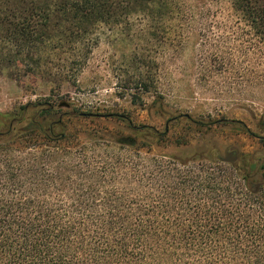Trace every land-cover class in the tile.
I'll use <instances>...</instances> for the list:
<instances>
[{"label":"trees","instance_id":"trees-1","mask_svg":"<svg viewBox=\"0 0 264 264\" xmlns=\"http://www.w3.org/2000/svg\"><path fill=\"white\" fill-rule=\"evenodd\" d=\"M223 3L0 0V74L69 79L101 29L142 25L163 53L195 41L199 81L264 86V0ZM250 52L251 77L237 70ZM66 107L0 112V264H264V151L200 138L209 147L190 155L153 153L188 142L129 118L111 132L99 120L115 114Z\"/></svg>","mask_w":264,"mask_h":264},{"label":"rangeland","instance_id":"rangeland-1","mask_svg":"<svg viewBox=\"0 0 264 264\" xmlns=\"http://www.w3.org/2000/svg\"><path fill=\"white\" fill-rule=\"evenodd\" d=\"M233 30L240 31L234 27L220 32L231 36ZM143 31L142 25L132 26L128 33L121 27L101 29L83 66L66 80L34 76L17 82L1 73L0 112L37 100L66 102L62 111L115 114L113 119L99 120L111 132L117 119L129 118L136 126L159 131L168 125L173 141L188 142L180 148L171 143L153 153L190 155L206 146L200 145V138L211 141L221 153L230 148L241 154L263 152L264 86L205 84L199 81L195 41L163 53L156 40L140 36ZM251 56L250 52L246 60H239V74L251 77L258 70ZM190 121L218 123L202 127Z\"/></svg>","mask_w":264,"mask_h":264}]
</instances>
